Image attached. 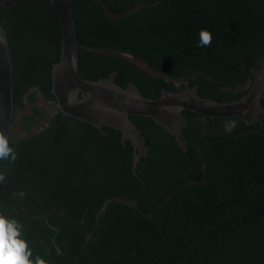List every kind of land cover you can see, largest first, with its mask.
<instances>
[{
	"label": "trees",
	"instance_id": "1",
	"mask_svg": "<svg viewBox=\"0 0 264 264\" xmlns=\"http://www.w3.org/2000/svg\"><path fill=\"white\" fill-rule=\"evenodd\" d=\"M71 4L79 73L87 80L118 73L119 86L133 83L146 97L159 95H147L144 77L136 67L88 52L100 50L129 55L155 73L187 81L182 89L198 86L203 98L230 102L249 91L222 89L250 84V67L260 68L264 62V0H158L116 19L99 0H71ZM0 24L7 31L13 56L15 112L23 107L29 92L30 103L38 95L55 102L51 71L60 58L61 31L54 4L50 0L24 2L0 13ZM202 30L212 35L207 46L199 43ZM30 37L39 41L43 52L25 50ZM156 86L159 92L174 89L164 81H156ZM31 110L20 117L26 130L46 118L39 107ZM185 114L191 118V113ZM131 120L149 147L139 174L143 176L145 161L160 158L154 134L169 139L174 152L186 159L175 138L153 119L131 116ZM261 121L263 125L254 126L239 121L235 130L202 135L196 151V177L151 209L110 199L111 192L95 184L81 191L74 179L60 175L47 194L52 195L53 209H64L77 222L70 224L60 217L76 233L61 237L43 225V236H24L33 258L38 256L45 264H264V116ZM119 138H114L113 148L107 151L118 150ZM9 146L17 155V141L11 139ZM132 149L123 153L129 167ZM15 170L16 159L0 160V185H9L19 201ZM0 204L14 209L4 191ZM103 207L90 227V238L81 237L80 222L90 221L93 209Z\"/></svg>",
	"mask_w": 264,
	"mask_h": 264
},
{
	"label": "water",
	"instance_id": "2",
	"mask_svg": "<svg viewBox=\"0 0 264 264\" xmlns=\"http://www.w3.org/2000/svg\"><path fill=\"white\" fill-rule=\"evenodd\" d=\"M32 0H0V13ZM57 11L61 31L60 58L51 71L52 94L59 110L66 116L91 124L96 128L110 127L119 130L132 142L141 156H147L149 147L142 131L131 116L153 119L165 131L174 135L180 148L186 152L181 128L185 125L184 111H191L211 118L236 117L247 125L261 122L264 116V65L250 67L253 85L242 98L219 102L200 96L198 86L182 91H164L152 99L144 96L136 84L127 88L115 81V73L97 81L87 80L79 73L78 38L71 0H50ZM15 85L13 56L7 31L0 24V132L11 139L15 119ZM253 116L248 121L246 115ZM138 161V160H137ZM6 192L17 211L32 218L42 216L24 208L13 189L0 185V193Z\"/></svg>",
	"mask_w": 264,
	"mask_h": 264
},
{
	"label": "flooded vegetation",
	"instance_id": "3",
	"mask_svg": "<svg viewBox=\"0 0 264 264\" xmlns=\"http://www.w3.org/2000/svg\"><path fill=\"white\" fill-rule=\"evenodd\" d=\"M99 1L103 3L105 8L107 9V12L111 14H118L117 17H111L112 19H116L124 14L136 11L142 6L149 5L150 3H155L158 0H99ZM88 52L96 56L111 59L113 61H116V63L117 62L121 64L129 63L131 66H134L137 69H139L140 75L144 77V82L142 81V83L144 84V86H146L145 90L147 91V95L156 96L159 94L157 96V98H159L162 96L164 91L168 90L171 92H178L185 89V88L182 89V86L178 87L176 85V83L181 80H176L174 78L166 77L163 74L155 73L145 62L141 60L134 59L136 63L133 64L120 57L113 58L105 54H102L103 52L106 51L88 50ZM107 53H112V52H107ZM118 55H122V54H118ZM111 74L112 73H110L109 75ZM117 75L118 73H115V81ZM156 81H164L170 85H173L174 89L169 90L167 88H163L159 92V87L156 86ZM252 85H253V81L246 86H238V87L244 89V91L242 92H246L251 89ZM222 90L226 91V89H222ZM157 98H152V99H157ZM55 103L57 105L56 99H55ZM262 104L264 105V102ZM42 110L44 111V109ZM44 112L46 114V118L41 120V123L45 124L44 132H40L38 135H33L32 137L29 136H27V138L22 137L17 141L16 170L13 173L17 177V186L15 190L19 198V201H21L24 208L42 217L32 218L27 215H24L20 211H17L15 207L12 210H7L5 206L0 204V214H4L9 218L17 220L22 226L21 231L23 237L43 236V234L41 235V233H44L43 225L53 230L57 234V236H59L61 233V237L68 236L70 235V233H76L74 230H70L69 226L70 224H76L77 222L69 214H67L64 209H53L51 205L52 195L50 196L49 194H47L48 196L45 195L42 198H36V199L34 196H32V194L36 193L35 190L38 188L37 183L34 182V180H37V177L38 178L43 177L44 179L41 182L48 183L49 187H51L50 183H51L53 170L46 169L42 165L44 163V160L41 156V152L43 151L44 148H51L63 142L65 133L68 132L70 122H74L75 125L79 126L84 130L83 143L86 142L87 140L90 141L89 143H96V145L101 149L107 150V148H113V142L115 140L114 138L120 137L118 150H115V153H113L112 149L110 151L113 160H115L118 163V166L115 172L113 173V177L115 178L116 181L113 184L114 192L109 193L108 196H110V199H112L111 197H114L120 193L126 195V194H131L136 190V194L138 196L136 200L138 204H140L139 206L149 208L147 207L146 203L149 202L150 199L152 198L160 199L161 196H159L158 194L164 191L170 192V190H175L179 185L196 177L195 158L197 154L196 151L199 150L198 149L199 138L202 135L207 133L213 134V133H222V132L235 130L239 126V121H242L241 119H238L236 117L211 118L199 113L184 111L183 114L186 120H185V125L182 126L181 128V133L183 135L182 136L183 143H185L187 146L186 149L187 151L185 152L186 154L185 160L181 158L180 155L174 152V150L172 149L171 141L169 139L159 134L153 135L155 142L159 148H161V146L167 148L172 153L177 155L180 159L179 162L173 163L169 168L171 174L164 177V176H155L153 170L155 163H157V161L160 158H157L152 161H145L144 165L142 166V169L144 170L143 176L138 173V168L142 164V160L144 158H148L149 156L148 155L141 156L140 158H138L137 155L140 156L141 152L138 151L137 153H135L136 151L132 146V142L129 139H127L121 131L110 127L96 128L91 124H89L90 126H87L85 125L86 123L83 121H79L75 118L64 115L59 110L58 106L56 112L54 113L48 114L46 111ZM185 112L191 113V118H189L188 115L185 114ZM246 117L248 121H251L253 118L251 114H247ZM46 120L47 123H45ZM257 123L263 125L262 121L255 122L252 125H247L246 123L245 124L247 126H254ZM40 125L34 126L31 130H26L22 126L21 127L26 133L29 134L34 129L38 128ZM113 130H115L116 132H114ZM99 135L101 138H99ZM172 136L175 138L174 135ZM11 139H12V135H11ZM177 144L179 145L178 142ZM129 147L133 148L132 163L130 167L128 165L126 156L123 154L125 153V151H127ZM67 173L70 174L71 171H68ZM60 175L65 176V174H60ZM48 179L49 181H47ZM51 190L52 189H50V191ZM65 204H67V202L64 201V205ZM103 210L104 207L101 209H93L94 214L91 215L93 216L91 220L86 221L85 219H83L80 222L79 225L83 226V228L79 232L81 237H84L86 239L90 238L91 235L90 227L92 226L93 223L97 221L100 213ZM17 213L26 216L27 219L19 217ZM61 216L65 217V219L68 220L70 224L64 222L65 219H61L60 218ZM53 241H55V238Z\"/></svg>",
	"mask_w": 264,
	"mask_h": 264
},
{
	"label": "rangeland",
	"instance_id": "4",
	"mask_svg": "<svg viewBox=\"0 0 264 264\" xmlns=\"http://www.w3.org/2000/svg\"><path fill=\"white\" fill-rule=\"evenodd\" d=\"M109 16L117 17L118 14L109 13ZM24 48L26 51L30 50L31 48L37 53H41L44 51V47L39 43V41H35L32 37L28 38L27 43H25L24 45ZM102 54L113 58L120 57L133 64L136 63L134 61V58L125 54L118 55L115 53L107 52H103ZM187 84L188 82L184 80L176 83L178 87ZM226 91L242 92L244 91V89L241 87H235L226 89ZM30 93L31 92L26 95L23 107L19 108L15 112V121L12 130L13 141H18L22 137L27 138V136L32 137L33 135H38L40 132H44L45 130V124L41 123L38 128L34 129L29 134L26 133L20 124V117L23 114L31 113V109L33 107H40L44 109V111H46L48 114L54 113L57 110V105L55 102L46 101L44 98H42L41 95H38V100L35 103H30L28 100V96ZM45 123H47V120ZM83 134L84 130L82 128L75 125L74 122H70L68 132L65 133L63 142L61 144L55 145L54 147L43 149V151L41 152V156L44 160V163L42 165L46 169L53 170L51 178L53 182L50 183L51 187H49L48 183L39 184L41 181H43L44 178L37 177V180H34V182L38 185V188L35 190L37 198L44 197L50 191V189L55 186V181L58 180L60 174H65L66 178L67 176H69L71 179H74L81 191H88V189L95 184V187L99 189L103 188L104 190H106V192H114L113 184L116 181L113 177V173L115 172L118 163L111 157V152L99 148L96 143H83ZM160 153L162 155L159 154L160 159L157 161V163H155L153 170L155 176L165 177L171 174V171L169 169L171 165L173 163L179 162L180 159L177 155L162 146L160 148ZM68 171H71V173H67ZM192 181L193 180L191 179L189 181H186L185 183H189ZM173 191L174 190H170V192L164 191L158 194L159 196H161V198L150 199L149 202L146 203L147 207H149L150 209L155 207V205H157L159 202L169 197ZM111 198L122 201L129 205H140L136 200L138 198L136 190L131 194L125 195L120 193Z\"/></svg>",
	"mask_w": 264,
	"mask_h": 264
},
{
	"label": "clouds",
	"instance_id": "5",
	"mask_svg": "<svg viewBox=\"0 0 264 264\" xmlns=\"http://www.w3.org/2000/svg\"><path fill=\"white\" fill-rule=\"evenodd\" d=\"M200 45L207 46L212 35L207 30L200 32ZM16 159V154L9 146V139L0 132V160ZM3 180V176H0ZM20 223L4 214H0V264H45L40 257L33 258L28 241L23 237Z\"/></svg>",
	"mask_w": 264,
	"mask_h": 264
}]
</instances>
